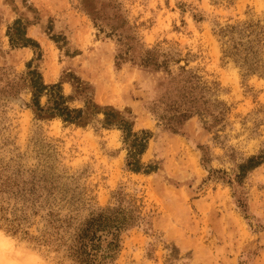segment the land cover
Wrapping results in <instances>:
<instances>
[{
	"label": "rangeland",
	"instance_id": "rangeland-1",
	"mask_svg": "<svg viewBox=\"0 0 264 264\" xmlns=\"http://www.w3.org/2000/svg\"><path fill=\"white\" fill-rule=\"evenodd\" d=\"M0 264H264V0H0Z\"/></svg>",
	"mask_w": 264,
	"mask_h": 264
},
{
	"label": "trees",
	"instance_id": "trees-1",
	"mask_svg": "<svg viewBox=\"0 0 264 264\" xmlns=\"http://www.w3.org/2000/svg\"><path fill=\"white\" fill-rule=\"evenodd\" d=\"M14 32L15 34L19 35L16 39L14 38V33L12 35V40L16 43H19V41H23L24 46H27V41H29L28 38L24 37L25 35V31L22 30L21 28V22H16L15 26H14ZM40 77V76H39ZM32 88L34 89V94H35V102L37 103L38 101V97L40 96V94L43 93L44 90L48 89L49 87H47L46 85H44V83H42L40 80L33 82L32 84ZM51 90H55L56 88H58V85H54L52 87ZM52 102H53V106L50 109H47L45 111V114L48 115H55V116H60L62 118H64L65 121H69V122H73L76 121L77 119H79V117L82 116L83 111L82 110H70L68 107L64 106V96L60 93V92H53L52 93ZM39 107V106H38ZM40 111H42V109H39ZM113 113H111L110 111L108 112V114H106V124L107 125H112L114 122V119H117L118 123L120 126L123 127V130L126 134V138H131L132 136L135 137V139L133 138V147H134V151L132 152V157L135 156L138 153H141L142 150L144 149V136L147 135L146 132H144V136L143 137H137L138 135L133 133L131 128L128 127V123L124 120V119H118L115 114L118 112H114V110H111ZM114 114V115H113ZM115 116V117H114ZM114 123V124H115ZM255 159H251L249 161V163H254ZM132 165L134 167L135 170L138 169V162H132Z\"/></svg>",
	"mask_w": 264,
	"mask_h": 264
}]
</instances>
